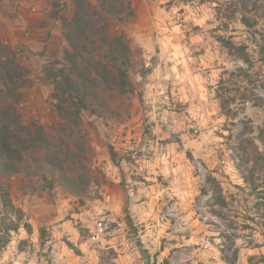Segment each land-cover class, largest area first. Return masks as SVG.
Instances as JSON below:
<instances>
[{"label":"rangeland","instance_id":"rangeland-1","mask_svg":"<svg viewBox=\"0 0 264 264\" xmlns=\"http://www.w3.org/2000/svg\"><path fill=\"white\" fill-rule=\"evenodd\" d=\"M128 1L135 93L59 134L44 67L76 79L69 61L89 60L71 2L0 0L13 128H41L77 183L44 161L0 174V264H264V0Z\"/></svg>","mask_w":264,"mask_h":264},{"label":"trees","instance_id":"trees-1","mask_svg":"<svg viewBox=\"0 0 264 264\" xmlns=\"http://www.w3.org/2000/svg\"><path fill=\"white\" fill-rule=\"evenodd\" d=\"M94 1L95 3L91 4L87 0H70V18L63 19L70 32L68 37L75 39L81 49L89 55V60L82 68H78L66 52L76 79L65 74L63 70L54 72L44 67L47 79L52 82L60 81L58 85L62 96L59 101L60 111L68 121L59 127V134L80 127L81 111H89L97 116L112 113L114 109L106 101L108 96L120 98L135 93V87L130 79L133 53L126 35L120 29L133 19L131 4L128 0ZM243 22L249 24L246 18ZM236 50L239 56L248 62L245 47L239 46ZM149 70L150 68L144 67L143 64L140 65L142 76ZM9 74L8 66L0 60V76L7 77ZM137 97L142 104L141 95L138 94ZM16 121L12 104L3 99V91L0 89V174L14 175L20 172L26 175L35 174L29 171L31 163L44 161L53 170L58 171L60 179L67 186H76L77 183L65 175V169L52 155L54 151L50 149V140L43 130L31 125L14 129ZM37 154L39 156L36 158ZM109 154L113 159L111 148ZM51 186L52 183L49 184V187ZM124 212L125 222L131 227L127 209Z\"/></svg>","mask_w":264,"mask_h":264},{"label":"built area","instance_id":"built-area-1","mask_svg":"<svg viewBox=\"0 0 264 264\" xmlns=\"http://www.w3.org/2000/svg\"><path fill=\"white\" fill-rule=\"evenodd\" d=\"M93 238H95V237H93Z\"/></svg>","mask_w":264,"mask_h":264}]
</instances>
